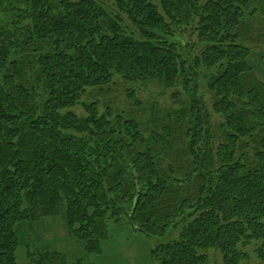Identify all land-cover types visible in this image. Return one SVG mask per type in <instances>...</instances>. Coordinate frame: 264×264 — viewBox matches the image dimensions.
<instances>
[{
  "label": "trees",
  "instance_id": "1",
  "mask_svg": "<svg viewBox=\"0 0 264 264\" xmlns=\"http://www.w3.org/2000/svg\"><path fill=\"white\" fill-rule=\"evenodd\" d=\"M251 20L264 50V0H0V264H17V223L57 215L91 253L127 221L156 236L181 226L152 250L157 264H211L210 249L239 264L255 243L264 260ZM186 29L196 53L179 38ZM205 70L211 110L198 91ZM115 76L171 89L177 103L147 122L83 99ZM125 93L142 104L137 89ZM26 258L86 264L47 249Z\"/></svg>",
  "mask_w": 264,
  "mask_h": 264
},
{
  "label": "rangeland",
  "instance_id": "2",
  "mask_svg": "<svg viewBox=\"0 0 264 264\" xmlns=\"http://www.w3.org/2000/svg\"><path fill=\"white\" fill-rule=\"evenodd\" d=\"M250 29L248 30L249 37L252 38L248 43L252 50L250 61L258 77L264 82V50H261L263 41L259 38V29L255 20H251ZM257 37V39H256ZM179 38L187 45L193 47L194 53L198 52L200 45L195 35L184 30ZM211 70H205L201 75L198 83V91L201 97L207 103L211 110L212 94L207 90L206 78ZM131 86L137 89L138 97L142 104L136 108L127 99L125 89ZM89 90V89H88ZM92 95L84 96L83 99H96L99 101L100 110H103L104 105L110 104L111 107L121 108L126 112L134 113L141 116L144 121L150 122L152 119V108L157 107L158 116L167 113V109L175 105L177 102L170 97L171 89L164 90L162 87L147 83L145 87L139 88L137 84H129L122 81L119 77H114V83L104 86L102 89H90ZM184 99V96H181ZM75 110L82 114L81 107H76ZM116 110V109H115ZM215 124L220 118L213 115ZM174 228L163 236L146 235L133 228L127 221L120 224H109V237L102 242V248L99 253L87 252L84 249V243L74 235L68 232L64 217L45 216L33 222H19L15 225L19 244L15 251L17 264H31L26 258V250L40 251L42 249L59 251L66 256L68 262H73L80 259L83 263L91 264H157V261L152 255V250L158 243L166 242L177 238L181 230ZM257 245V243H255ZM254 244L243 247L248 253V257L244 258L239 264H264V260L256 257L254 254ZM210 249L208 252L210 263H221V255L219 252Z\"/></svg>",
  "mask_w": 264,
  "mask_h": 264
}]
</instances>
